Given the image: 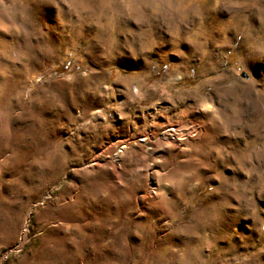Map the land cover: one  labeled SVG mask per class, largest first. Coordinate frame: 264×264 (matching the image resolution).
<instances>
[{"label":"clouds","instance_id":"9594fccd","mask_svg":"<svg viewBox=\"0 0 264 264\" xmlns=\"http://www.w3.org/2000/svg\"><path fill=\"white\" fill-rule=\"evenodd\" d=\"M0 264H264V0H0Z\"/></svg>","mask_w":264,"mask_h":264}]
</instances>
